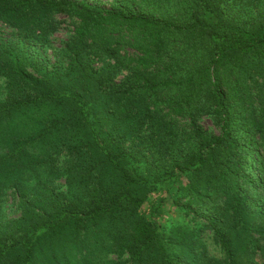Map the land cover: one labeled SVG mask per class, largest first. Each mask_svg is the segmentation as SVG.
Segmentation results:
<instances>
[{
  "label": "trees",
  "instance_id": "obj_1",
  "mask_svg": "<svg viewBox=\"0 0 264 264\" xmlns=\"http://www.w3.org/2000/svg\"><path fill=\"white\" fill-rule=\"evenodd\" d=\"M3 28L0 264H264V0H0Z\"/></svg>",
  "mask_w": 264,
  "mask_h": 264
},
{
  "label": "rangeland",
  "instance_id": "obj_2",
  "mask_svg": "<svg viewBox=\"0 0 264 264\" xmlns=\"http://www.w3.org/2000/svg\"><path fill=\"white\" fill-rule=\"evenodd\" d=\"M89 2H92V3H98L100 5H103L105 7L108 6L109 4V0H88ZM61 19H64L61 17ZM67 25L64 24L62 25L61 29L54 34L53 38H52V42H53V45L55 46H62V43L65 41L66 39V35H67V31H66V28L65 26ZM0 33H1V36L4 37V38H9V32L7 30H4L3 29H0ZM100 64H98L99 66ZM204 126L208 129H212L214 131H216L217 129L213 128L211 123L209 121H204ZM9 205L11 206V202L9 201ZM11 215L14 217L16 216L15 214L13 215L12 212L10 211Z\"/></svg>",
  "mask_w": 264,
  "mask_h": 264
}]
</instances>
